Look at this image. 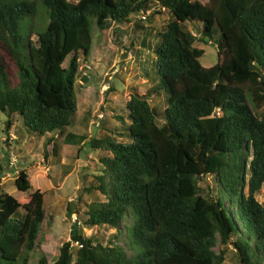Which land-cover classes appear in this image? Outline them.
<instances>
[{"label":"trees","instance_id":"trees-1","mask_svg":"<svg viewBox=\"0 0 264 264\" xmlns=\"http://www.w3.org/2000/svg\"><path fill=\"white\" fill-rule=\"evenodd\" d=\"M39 6L46 23L36 29ZM163 11L171 18L154 49L158 80L125 104L129 124L119 134L125 141L89 140L103 166L89 189L104 199L87 204L84 225L116 232L106 242L74 232L53 262L41 253L37 264H223L218 241L234 248L240 264H264V205L255 197L264 184V113H258L264 106V0H0L6 134L14 123L22 139L21 128L41 138L70 126L79 55L91 53L94 26L103 31L131 22L133 14ZM216 30L220 61L203 67L204 52L194 43ZM164 89L160 115L148 97ZM84 140L64 136L66 144ZM208 177L212 189L201 186ZM14 185L27 195L0 191V264H29L45 219L44 197L30 191L25 170ZM119 229L129 247L119 241Z\"/></svg>","mask_w":264,"mask_h":264},{"label":"rangeland","instance_id":"rangeland-1","mask_svg":"<svg viewBox=\"0 0 264 264\" xmlns=\"http://www.w3.org/2000/svg\"><path fill=\"white\" fill-rule=\"evenodd\" d=\"M199 1L205 3L208 0ZM170 18L167 11L150 17L133 14L131 22L115 25L107 30L101 31L94 26L91 53L88 57L79 55L80 71L75 86L77 112L72 124L62 132L54 131L38 138L20 127L25 137L22 139L16 132L19 123H14L6 134L7 115L0 112V191H6L15 198L26 196L27 192L18 191L14 185L18 173L25 170L31 184L30 191L39 190L44 197L45 219L29 264H37L41 253L46 256L48 263L53 262L62 243L70 240L72 232L85 237L96 235L105 242L115 234V229L105 225L93 228L84 225L87 204L104 199L99 192L89 189L94 175L103 168L98 161V152L90 148L89 140L112 136L119 141H125L124 136H119L124 132L123 125L129 124L125 104L131 94H144L157 83L154 49L160 41L158 34ZM45 19L44 7L39 6L33 22L35 28L44 27ZM29 24L26 19L21 25L22 35ZM137 25L142 27L138 28ZM187 27L197 35L200 33L190 24ZM218 39L216 30L212 37L194 43L195 47L204 52L199 60L203 67H210L220 61ZM36 40L37 37L33 35V43ZM69 60L70 57L65 60V67ZM5 62L10 75L14 77V65L8 59ZM167 96L164 89L159 94L148 97L150 105L160 115L166 106ZM258 113H264V106ZM157 123L162 124L161 117ZM67 133L83 136L85 140L83 143L66 144L64 136ZM48 138H52L49 143ZM201 186L212 189L214 182L208 177L201 182ZM255 197L264 205V184ZM119 233V241L129 247L123 230L119 229ZM223 248V264H240L234 248L224 247L218 241L215 250L219 252Z\"/></svg>","mask_w":264,"mask_h":264},{"label":"built area","instance_id":"built-area-1","mask_svg":"<svg viewBox=\"0 0 264 264\" xmlns=\"http://www.w3.org/2000/svg\"><path fill=\"white\" fill-rule=\"evenodd\" d=\"M74 245V247H78L80 246L78 242H74V244H72V246Z\"/></svg>","mask_w":264,"mask_h":264},{"label":"water","instance_id":"water-1","mask_svg":"<svg viewBox=\"0 0 264 264\" xmlns=\"http://www.w3.org/2000/svg\"><path fill=\"white\" fill-rule=\"evenodd\" d=\"M74 234L73 232L71 233V235Z\"/></svg>","mask_w":264,"mask_h":264}]
</instances>
